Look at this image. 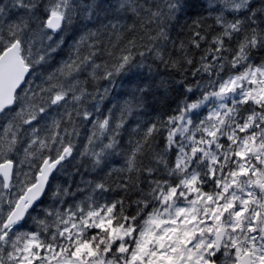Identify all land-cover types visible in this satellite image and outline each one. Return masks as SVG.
I'll use <instances>...</instances> for the list:
<instances>
[{
  "label": "snow or ice",
  "instance_id": "snow-or-ice-1",
  "mask_svg": "<svg viewBox=\"0 0 264 264\" xmlns=\"http://www.w3.org/2000/svg\"><path fill=\"white\" fill-rule=\"evenodd\" d=\"M203 4L206 15L180 25L188 0H0V264H264V0ZM111 9L132 23L119 17L85 31L48 71L61 33ZM149 59L180 73L185 91L172 114L137 123L116 170L126 173L116 188L138 194L135 214L125 197L105 199L113 189L103 178L68 204L75 194L53 187L55 174L77 155L108 167L129 117L147 108L151 85L133 78L151 71ZM85 72L107 86L89 92L78 79ZM188 75L194 84H184ZM29 76L42 84L33 88ZM123 79L135 88L114 106L119 117L101 113ZM84 122L92 127L81 149ZM49 192L51 206L33 216Z\"/></svg>",
  "mask_w": 264,
  "mask_h": 264
},
{
  "label": "trees",
  "instance_id": "trees-1",
  "mask_svg": "<svg viewBox=\"0 0 264 264\" xmlns=\"http://www.w3.org/2000/svg\"><path fill=\"white\" fill-rule=\"evenodd\" d=\"M7 2V0H5ZM81 4L87 3L88 0H79ZM105 4L108 2L115 4L116 0H103ZM42 3H47V0H42ZM14 15H23L22 10H13ZM43 14V8L39 9L37 15L40 16ZM107 15V19L105 16ZM206 15L204 11V4L203 0H188V11L187 15L181 17L180 25H183L185 22L191 23L193 19H196L198 16ZM123 17L121 19V23L124 24H131L132 20L129 19V14L119 12L117 13L115 9L109 10L108 13L101 12L99 14V20L93 19L91 23L88 21H84L88 25L87 29L83 27V24H77L74 28L66 29L60 35L63 36L65 43L62 44L59 48H57L56 52L52 54L51 59L49 60L50 67L48 71H51L55 67L59 66L60 63L67 60L69 58V54L72 52V45L75 43L76 40L80 38V36L87 30H95L97 28H102L103 25L109 23V21H115L116 18ZM229 19L231 17L229 16ZM207 23L211 24L212 21L209 20ZM180 25H177L176 28L172 31L171 35L172 38L177 40L184 39V35H179L178 33L181 32ZM184 31L186 32L187 29L185 28ZM137 36L143 35V32L138 28ZM60 37L57 36L55 39H59ZM125 38H131L130 36H125ZM105 41H107V34L104 37ZM113 41L116 40V37H112ZM49 43L45 41V44ZM169 49H171V44H169ZM196 59H199V51L193 50ZM175 54V53H174ZM264 54V53H262ZM100 62L99 60L97 61ZM146 65H150L151 71L146 66L140 70L141 75L138 77H134L133 80H142L145 84L151 85V88L147 94L146 101H147V108L141 111H138L132 117H129V123L126 125L124 129L121 130L120 137H121V146L117 149L115 155L109 156L108 160L110 161L108 167L104 169V171H100L99 169L93 168L89 158L87 157H80L77 155L76 159L73 160L71 163H65L64 169L60 170L55 174V179H53L52 184L53 187L56 185H60L62 187L69 188L72 193H74V199L72 196L64 197L67 200L68 204H71L75 201H79L84 199L89 195V192L86 191L87 182L95 181L100 182L101 179L111 186L113 189L105 193V199L107 200H114L120 199L121 197H125V208L128 214H135L136 205L132 203V201L137 200L138 194L133 190L125 194L118 188H116V183L119 182L121 177L125 174H121L116 170H119L124 167V162L126 158V153L129 150V141L137 139L138 136L133 132L136 128L137 123L144 124L146 122H150L155 120L157 117L161 115H168L172 114V110L176 108L177 103H179L183 98L184 88L181 87L179 81L182 79L180 73L176 72L171 68H165L163 64H160L158 61L153 62L151 59L145 62ZM43 70H38L36 75H39L40 72ZM44 75H47V72H44ZM78 79L81 81L87 80L84 86L88 89L89 92H95L97 84L99 86L104 87L107 86L105 81L93 82L88 77L87 72L81 74ZM196 79H199L197 77ZM29 80L33 81L32 87L36 88L37 86L42 84L43 76L40 79H36L35 76H30ZM161 81H164L167 84V87H162ZM175 81V82H174ZM196 81L193 79L191 75H188L187 78L184 80L185 85L194 84ZM123 87H116L114 91H112L108 98L104 100V102L100 105V111L103 114L108 113L109 108H113L114 116L116 118L119 117V109L114 108L117 103H122L124 99L128 97L125 95L127 92L133 90L135 88V84L130 82L128 79H123L119 81ZM29 85L25 84L24 88H28ZM23 95V93H21ZM190 99H195L196 96H191L189 94ZM95 103L91 97H87L83 104V107L92 110V104ZM17 108L19 106H16ZM102 118V117H101ZM43 123V122H42ZM92 125L88 122H84L80 125V133L81 135L75 138V143L77 144L78 148L82 149V146L87 143V135L91 129ZM107 141L105 140V143ZM112 172L113 175L109 177L107 173ZM143 179V177H141ZM99 198V197H98ZM53 198L51 193L44 197V203L38 206L37 210L32 213L33 216H36L41 208L50 207L52 204ZM104 201L101 200V203ZM129 205H131L129 207ZM60 207V205H57ZM67 205H63L66 207ZM150 210V209H149ZM35 228V224L31 219L27 221L25 225L26 230H32Z\"/></svg>",
  "mask_w": 264,
  "mask_h": 264
},
{
  "label": "rangeland",
  "instance_id": "rangeland-1",
  "mask_svg": "<svg viewBox=\"0 0 264 264\" xmlns=\"http://www.w3.org/2000/svg\"><path fill=\"white\" fill-rule=\"evenodd\" d=\"M205 79H206V75H205ZM197 96H199V92L196 93ZM204 114H206V109L204 110Z\"/></svg>",
  "mask_w": 264,
  "mask_h": 264
}]
</instances>
